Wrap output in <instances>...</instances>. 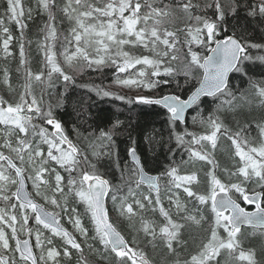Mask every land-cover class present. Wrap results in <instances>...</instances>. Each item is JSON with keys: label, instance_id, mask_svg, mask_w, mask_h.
<instances>
[{"label": "snow or ice", "instance_id": "6c2138e0", "mask_svg": "<svg viewBox=\"0 0 264 264\" xmlns=\"http://www.w3.org/2000/svg\"><path fill=\"white\" fill-rule=\"evenodd\" d=\"M241 12L264 26V0H35V8L0 0V61H16L22 81L0 66L8 93L0 94V264H154L142 242L160 250L158 264H264V119L252 122L254 145L251 124L236 120L234 130L220 115L235 119L253 101L264 109V28L258 41L238 33L229 20ZM89 71L111 74V87L79 85L98 97L161 106L179 160L169 148L167 166L150 174L133 141L121 165L119 119L87 136L73 126L87 151L70 138L57 110ZM171 85L183 95L162 91ZM189 119L204 130L189 131ZM89 153L113 158L119 181L100 174ZM249 228L261 238L260 259L243 247ZM190 240L195 250L182 258Z\"/></svg>", "mask_w": 264, "mask_h": 264}, {"label": "trees", "instance_id": "16d2710c", "mask_svg": "<svg viewBox=\"0 0 264 264\" xmlns=\"http://www.w3.org/2000/svg\"><path fill=\"white\" fill-rule=\"evenodd\" d=\"M25 7L35 8V0H24ZM38 15V13H36ZM59 18V13L57 14ZM230 25H235V30L238 33H245L253 41H258L261 29L264 26H257L256 24H250L248 20L245 19V14L241 12L240 16L235 19L229 20ZM67 23L64 22L59 31L66 34ZM15 32V30H14ZM29 37L36 39L37 33L34 25H30ZM7 66L12 70L13 83L19 84L22 81L17 76L15 69L17 67L16 61H0V66ZM258 71V70H257ZM256 78H259L257 75ZM85 83H95L102 84L107 87H111V74L105 71L103 74L99 72H86L83 76L77 77L76 85L68 89L67 99L63 108L57 110V116L64 124L66 131L69 133L70 138H73L76 143L82 149L87 151V141L83 138H78L76 132H74L73 126H75L80 133L85 136L89 132H96L98 134L99 130H107L111 127V124L119 119L124 122V127L120 130V134L116 136L115 145L116 151L119 155V160L121 165L124 163H129L130 158L127 156V150L134 141L138 153L141 155L142 159L147 161V171L150 173L158 174V171H162L164 167L167 166L169 160L172 159L168 153L169 148L175 149L174 142L170 141L169 129L166 123L165 110L161 106H140L127 104L126 101H121L115 97H98L94 92H89L87 89L81 88L79 85ZM181 83L183 81L181 80ZM234 83L238 84L241 88H247V84L239 80L238 77L234 78ZM34 90L39 94V87L35 86ZM60 92H63L62 87H58ZM117 92L123 93L119 89H112ZM20 89L17 88L16 95L18 96ZM162 91L167 94L173 91L178 92L183 95V92L176 89L174 85L166 86ZM128 95H135V90L129 92ZM0 94L8 97V93L0 85ZM251 98V97H250ZM46 99L50 100L53 104L56 102V97L46 96ZM255 102V101H253ZM82 109H87L88 115L91 117L87 120V123H83L85 117L82 114ZM195 113H189V117ZM224 122L232 129H236V120L240 121L241 126L244 124H251L247 135L250 141L255 145L259 143L258 131L255 127L253 121L259 122L264 119V109L258 108L254 105L249 109L245 107L240 112H238L233 119V115L229 113H220ZM189 131H203L204 129L199 126H191V120L188 121ZM91 125V127H89ZM185 127L184 124H180L177 131L182 130ZM131 137V140L130 138ZM149 137L154 138L156 141L153 143L150 141ZM91 139V137H90ZM224 147L229 148L227 142H224ZM100 151H106L105 149H99ZM175 159L178 161L180 158V151L176 150ZM168 157V159H166ZM89 159L92 163L97 165L98 172L102 174L106 179L110 181H119L120 169L113 163V158L105 155H101L99 158L92 157L89 153ZM217 159L221 161L222 166L229 161L226 159L223 153H217ZM249 208H252L251 206ZM150 218H155L160 220L158 215L147 213ZM120 230L125 235L127 239L131 242L132 233L126 228V225L117 221ZM207 227V225H205ZM244 236L242 237L243 247L245 249L254 248L258 252V259L261 258V238L259 236H249L248 233L251 229H242ZM197 234V241L198 242ZM139 247L144 248V250L149 254V257L153 259L154 264H158L160 259V250L152 249L150 246H145L142 242ZM195 250V243L190 240L189 246L186 252L182 253V258H187L188 253ZM87 254V249L85 250ZM90 259H95V257H90Z\"/></svg>", "mask_w": 264, "mask_h": 264}, {"label": "rangeland", "instance_id": "374dc122", "mask_svg": "<svg viewBox=\"0 0 264 264\" xmlns=\"http://www.w3.org/2000/svg\"><path fill=\"white\" fill-rule=\"evenodd\" d=\"M115 89V88H114ZM119 90H121L122 92H127L128 94H130L129 92V90H127V89H119ZM253 105L254 106H256V104H255V102H253ZM257 258H258V252H257ZM233 264H235V262H233Z\"/></svg>", "mask_w": 264, "mask_h": 264}, {"label": "water", "instance_id": "95a60500", "mask_svg": "<svg viewBox=\"0 0 264 264\" xmlns=\"http://www.w3.org/2000/svg\"><path fill=\"white\" fill-rule=\"evenodd\" d=\"M147 171V170H146ZM150 174H153V173H150ZM153 175H155V174H153ZM252 210H254V209H252Z\"/></svg>", "mask_w": 264, "mask_h": 264}]
</instances>
